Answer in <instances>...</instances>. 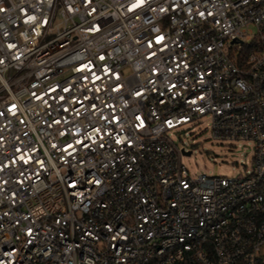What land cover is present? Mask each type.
Returning a JSON list of instances; mask_svg holds the SVG:
<instances>
[{
  "label": "built area",
  "instance_id": "1",
  "mask_svg": "<svg viewBox=\"0 0 264 264\" xmlns=\"http://www.w3.org/2000/svg\"><path fill=\"white\" fill-rule=\"evenodd\" d=\"M0 264H264V0H0Z\"/></svg>",
  "mask_w": 264,
  "mask_h": 264
},
{
  "label": "rangeland",
  "instance_id": "2",
  "mask_svg": "<svg viewBox=\"0 0 264 264\" xmlns=\"http://www.w3.org/2000/svg\"><path fill=\"white\" fill-rule=\"evenodd\" d=\"M255 34L256 28L249 27ZM184 145L190 155H183L182 162L192 176L207 175L236 177L251 169L255 144L250 140L219 139L213 137L211 116L203 115L184 124L172 135Z\"/></svg>",
  "mask_w": 264,
  "mask_h": 264
},
{
  "label": "water",
  "instance_id": "3",
  "mask_svg": "<svg viewBox=\"0 0 264 264\" xmlns=\"http://www.w3.org/2000/svg\"><path fill=\"white\" fill-rule=\"evenodd\" d=\"M187 155H190L191 154V151H187V152H185Z\"/></svg>",
  "mask_w": 264,
  "mask_h": 264
}]
</instances>
